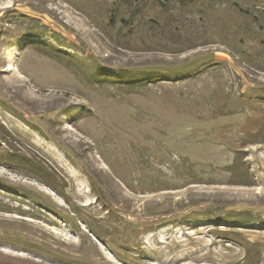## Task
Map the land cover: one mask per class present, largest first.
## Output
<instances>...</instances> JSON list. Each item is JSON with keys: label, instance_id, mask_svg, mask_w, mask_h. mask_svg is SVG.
<instances>
[{"label": "rangeland", "instance_id": "374dc122", "mask_svg": "<svg viewBox=\"0 0 264 264\" xmlns=\"http://www.w3.org/2000/svg\"><path fill=\"white\" fill-rule=\"evenodd\" d=\"M183 2L0 0V264H264V0Z\"/></svg>", "mask_w": 264, "mask_h": 264}, {"label": "trees", "instance_id": "16d2710c", "mask_svg": "<svg viewBox=\"0 0 264 264\" xmlns=\"http://www.w3.org/2000/svg\"><path fill=\"white\" fill-rule=\"evenodd\" d=\"M171 1H176V0H171ZM177 1L183 2L184 0H177ZM53 36L56 37V34H53ZM0 157L3 159L8 158L9 160H12L13 162H19V163L23 164L24 167H26V170L29 171L30 173H37V171L39 169L38 165H35L32 162L23 161L20 158L14 157L12 154H9L7 152L0 153ZM36 176H37V178L42 179V180L45 179V177H46L44 174H38ZM52 187H53V189H56L55 186H52ZM235 216H236V218H234V219L228 218V220L230 222H235V221L250 222V221H252V218H253L251 214H236ZM92 232L97 237H100V233L98 231L93 229ZM115 254L118 255L117 252H115ZM120 259H121V257H120Z\"/></svg>", "mask_w": 264, "mask_h": 264}]
</instances>
